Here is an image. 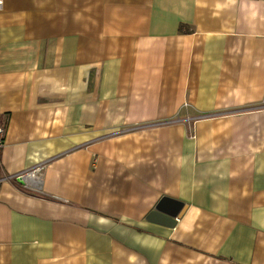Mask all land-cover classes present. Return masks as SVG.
Listing matches in <instances>:
<instances>
[{"label":"crops","instance_id":"1","mask_svg":"<svg viewBox=\"0 0 264 264\" xmlns=\"http://www.w3.org/2000/svg\"><path fill=\"white\" fill-rule=\"evenodd\" d=\"M0 125V264H264V0H4Z\"/></svg>","mask_w":264,"mask_h":264},{"label":"water","instance_id":"2","mask_svg":"<svg viewBox=\"0 0 264 264\" xmlns=\"http://www.w3.org/2000/svg\"><path fill=\"white\" fill-rule=\"evenodd\" d=\"M183 210L182 204L169 199H162L146 220L150 223L172 228L176 220L181 217Z\"/></svg>","mask_w":264,"mask_h":264},{"label":"built area","instance_id":"3","mask_svg":"<svg viewBox=\"0 0 264 264\" xmlns=\"http://www.w3.org/2000/svg\"><path fill=\"white\" fill-rule=\"evenodd\" d=\"M4 0H0V11L3 8ZM5 127L0 125V151L4 147L5 142ZM44 169V165H37L32 169L25 171L23 173H19L12 177L13 180L20 181L23 185V189L28 192H36L40 191V185L42 182V172ZM11 180V179H10Z\"/></svg>","mask_w":264,"mask_h":264},{"label":"trees","instance_id":"4","mask_svg":"<svg viewBox=\"0 0 264 264\" xmlns=\"http://www.w3.org/2000/svg\"><path fill=\"white\" fill-rule=\"evenodd\" d=\"M181 30V29H180Z\"/></svg>","mask_w":264,"mask_h":264}]
</instances>
